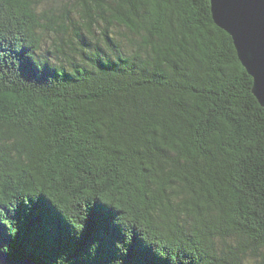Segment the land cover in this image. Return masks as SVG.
<instances>
[{
	"label": "trees",
	"instance_id": "16d2710c",
	"mask_svg": "<svg viewBox=\"0 0 264 264\" xmlns=\"http://www.w3.org/2000/svg\"><path fill=\"white\" fill-rule=\"evenodd\" d=\"M218 29L206 0H0L6 223L104 199L165 264H264V108Z\"/></svg>",
	"mask_w": 264,
	"mask_h": 264
},
{
	"label": "snow or ice",
	"instance_id": "6c2138e0",
	"mask_svg": "<svg viewBox=\"0 0 264 264\" xmlns=\"http://www.w3.org/2000/svg\"><path fill=\"white\" fill-rule=\"evenodd\" d=\"M207 5L215 13L216 0H206ZM229 5L230 0H220V15L226 26L215 18L216 24L222 26L218 30L235 38L240 68L253 92L257 95L259 90L264 94V54L250 43L249 23L243 17L230 14ZM97 51L109 54L103 46ZM28 70H32V65ZM10 103V98L0 91V117ZM10 218L12 225L0 213V225L5 229L0 236V253L16 261L46 254L55 259V264H165L158 251L133 233L121 213L104 199L92 200L84 218L71 219L56 199L34 193L18 202Z\"/></svg>",
	"mask_w": 264,
	"mask_h": 264
},
{
	"label": "water",
	"instance_id": "95a60500",
	"mask_svg": "<svg viewBox=\"0 0 264 264\" xmlns=\"http://www.w3.org/2000/svg\"><path fill=\"white\" fill-rule=\"evenodd\" d=\"M220 0H216V8L215 13L213 7L211 6L212 19L215 22V18L217 22L222 23L223 21L220 15ZM229 12L234 16L243 17L250 26V43L253 47H255L261 54H264V0H230ZM220 29L222 26L216 24ZM226 31V30H225ZM231 36V34H229ZM237 56L239 59V49L235 44V38L232 37ZM240 41L237 40V44L239 45ZM241 55H244V50L241 48ZM240 61V59H239ZM241 62V61H240ZM247 62V61H246ZM253 92V90H252ZM253 95L259 102V104L264 108V94L260 93L257 90V95L253 92ZM0 264H35L28 259L23 261H16L13 258L0 253Z\"/></svg>",
	"mask_w": 264,
	"mask_h": 264
}]
</instances>
